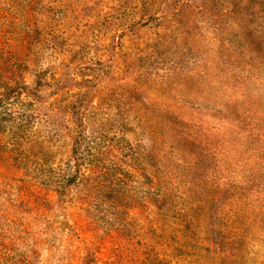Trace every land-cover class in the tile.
Here are the masks:
<instances>
[{
	"label": "rangeland",
	"instance_id": "rangeland-1",
	"mask_svg": "<svg viewBox=\"0 0 264 264\" xmlns=\"http://www.w3.org/2000/svg\"><path fill=\"white\" fill-rule=\"evenodd\" d=\"M0 264H264V0H0Z\"/></svg>",
	"mask_w": 264,
	"mask_h": 264
}]
</instances>
